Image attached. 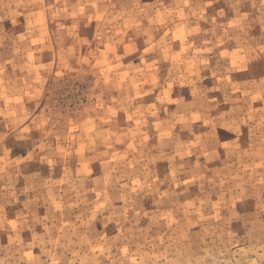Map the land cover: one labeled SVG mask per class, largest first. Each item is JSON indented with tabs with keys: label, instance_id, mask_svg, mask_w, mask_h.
Here are the masks:
<instances>
[{
	"label": "rangeland",
	"instance_id": "374dc122",
	"mask_svg": "<svg viewBox=\"0 0 264 264\" xmlns=\"http://www.w3.org/2000/svg\"><path fill=\"white\" fill-rule=\"evenodd\" d=\"M0 264H264V0H0Z\"/></svg>",
	"mask_w": 264,
	"mask_h": 264
}]
</instances>
